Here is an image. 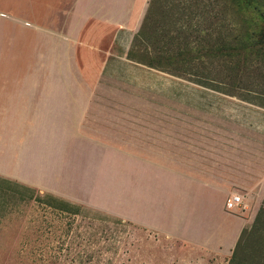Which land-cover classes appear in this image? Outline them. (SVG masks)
I'll list each match as a JSON object with an SVG mask.
<instances>
[{
	"label": "rangeland",
	"instance_id": "obj_1",
	"mask_svg": "<svg viewBox=\"0 0 264 264\" xmlns=\"http://www.w3.org/2000/svg\"><path fill=\"white\" fill-rule=\"evenodd\" d=\"M150 1L0 0L8 4L4 7L15 9L55 11V7H74L76 2L75 11H83L88 2L89 11H109L104 26L97 20L91 22L95 30L90 34L100 46L101 63L105 62L103 73L94 81L98 89L95 123L109 121L111 131L126 129L129 139L142 141L144 134L159 130L157 124L142 120L155 117L168 122L174 118L176 127L171 132L165 127L155 135L160 151L175 156L174 163L193 174L230 185L232 194L242 198L233 212L244 215L246 228H251L257 213L264 210V54L242 50L238 58H220L214 49L220 33L214 17L220 9L209 8L208 13L195 0H173L183 12L176 11L168 24L161 22L163 15L160 21L157 16L136 50L137 58L143 59L148 48L147 58L156 57L163 63L165 54L174 56L171 72L132 61L128 53ZM186 42L190 43L189 54L181 53ZM198 79L213 87L193 82ZM145 104L154 109L141 111L138 105ZM122 119L126 121L121 125ZM165 139L170 142L164 144ZM66 156L71 172L89 173V185L101 195L109 194L107 201L114 205L119 201L120 179L132 186L145 179L136 173L134 164H128L119 177L118 156L107 158L105 151ZM249 183L255 184L249 187ZM39 195L0 180V264H229L240 238L229 248L193 246L94 207L81 205L79 214L68 205H61L64 210H60L55 201H39ZM252 248L264 255V215Z\"/></svg>",
	"mask_w": 264,
	"mask_h": 264
},
{
	"label": "crops",
	"instance_id": "obj_2",
	"mask_svg": "<svg viewBox=\"0 0 264 264\" xmlns=\"http://www.w3.org/2000/svg\"><path fill=\"white\" fill-rule=\"evenodd\" d=\"M87 3L83 11H75L76 2L68 9L36 11L0 2V180L106 211L193 246L231 247L247 224L244 215L226 208L232 187L193 174L176 165L175 156L160 151L155 135L165 127L171 132L174 118L142 120L159 128L142 141L129 139L126 129L111 131L109 121L95 123L94 81L105 62L90 34L95 30L91 22L104 26L110 17L109 11H89ZM96 151H105L107 158L118 156L119 177L128 164L145 177L134 186L120 179L118 205L89 185V173H72L66 161V154L69 159Z\"/></svg>",
	"mask_w": 264,
	"mask_h": 264
},
{
	"label": "trees",
	"instance_id": "obj_3",
	"mask_svg": "<svg viewBox=\"0 0 264 264\" xmlns=\"http://www.w3.org/2000/svg\"><path fill=\"white\" fill-rule=\"evenodd\" d=\"M223 1L224 3H221L220 0H195V4L201 8L204 4L205 8L208 9V13L210 12L209 8H214L216 10L220 9L214 17L216 22L219 23L220 29V33H218L215 37V41L217 40L214 45L215 52L219 54L220 58H238L242 53V50L250 53L264 54V0ZM220 6H223V8ZM226 8L227 10L229 8L232 11H225ZM178 10L181 9L178 5H173V0H151L140 30L134 36L132 47L128 53V58L137 63L147 65L150 68L171 72L173 65L175 64L174 56L165 54L164 58L167 61L166 63H163L161 59L156 57H152L151 59L147 58L150 54V49L148 48L144 49L142 54L144 57L143 59L137 58L136 50L139 43L142 42V37L145 36V33L150 29V26H155L156 22L154 21L157 20V16L160 21V17L163 15L164 18L161 22L168 24L167 19H173V15L176 11L178 13L183 12ZM161 26L163 27L164 25ZM228 28L232 30L233 34ZM146 37L148 36L146 35ZM185 46L186 49H184L181 53L189 54L191 52L190 43L186 42ZM164 64H166L167 67H165ZM193 82L200 85H211L210 83L200 79L193 80ZM38 200L41 202L44 200L48 202L50 200L55 201L58 205H60L55 207L60 210H64L61 205H68L73 208L72 212L75 214L81 213V210L83 209L81 205L71 203L63 198L49 193L39 195ZM260 211L256 215L253 226L251 228L243 229L233 250L232 258L230 259L229 264H264V255L256 253L252 248L255 233L259 230V223L264 215V210L261 213Z\"/></svg>",
	"mask_w": 264,
	"mask_h": 264
},
{
	"label": "built area",
	"instance_id": "obj_4",
	"mask_svg": "<svg viewBox=\"0 0 264 264\" xmlns=\"http://www.w3.org/2000/svg\"><path fill=\"white\" fill-rule=\"evenodd\" d=\"M241 203V196L237 194H232L228 197L226 201V208L230 211H235L238 207H240Z\"/></svg>",
	"mask_w": 264,
	"mask_h": 264
}]
</instances>
